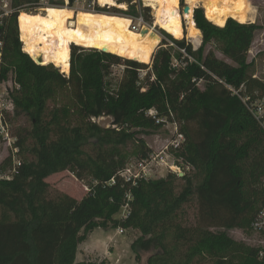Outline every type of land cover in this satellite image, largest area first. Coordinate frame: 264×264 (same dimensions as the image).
Returning a JSON list of instances; mask_svg holds the SVG:
<instances>
[{"label":"trees","instance_id":"obj_1","mask_svg":"<svg viewBox=\"0 0 264 264\" xmlns=\"http://www.w3.org/2000/svg\"><path fill=\"white\" fill-rule=\"evenodd\" d=\"M75 1L69 0L68 8ZM65 6L64 0H9L8 10H0V83L12 75L19 87L15 117L26 118L32 127L27 137L18 134L16 143L23 150L32 141L31 160L0 179V209L11 217L0 221V264H96L77 262V255L80 244L101 228L139 230L131 251L136 260L148 254V264H204L206 256L214 264H264V250L240 246L230 235L251 225L264 206V184L250 188L252 179L259 183L264 177V118L258 121L243 101L264 99V81L250 75L248 61L264 25L229 19L221 28L196 8L199 49L186 37L164 34L173 48L163 40L149 65L72 45L67 75L51 64L38 65L24 52L18 25L23 12ZM95 12L100 17L123 13L101 7ZM129 14L141 15L135 5ZM212 43L223 45L232 64L212 50L207 53ZM116 67L123 69V79L113 90L108 79ZM58 86L70 89L85 125H70L68 110L50 108ZM153 109L158 119L180 124L186 144L178 165L190 170L133 187L120 176L128 166L123 149L136 144V162L153 153L143 138L163 129L147 116ZM103 118L112 120L110 127L99 124ZM65 171L92 178L81 201L52 195L48 178ZM194 201L198 226L183 223ZM127 204L130 215L123 219Z\"/></svg>","mask_w":264,"mask_h":264},{"label":"rangeland","instance_id":"obj_2","mask_svg":"<svg viewBox=\"0 0 264 264\" xmlns=\"http://www.w3.org/2000/svg\"><path fill=\"white\" fill-rule=\"evenodd\" d=\"M123 1L122 3H120ZM125 1V2H124ZM248 2V3H247ZM8 3L9 0H0V10L7 11L8 10ZM119 4H125L126 8H119V7H109V8H116L120 12L119 14H106L102 13V15L106 17H120L123 19H127L131 21L135 18V16H131L129 14L130 6L135 5L139 13L145 17L147 16V25L150 27L149 29L153 30L159 37L162 43L165 40L167 43L170 44L169 48H173L172 41L166 37L164 34L170 35L165 29L157 26L155 24V16L154 10L149 5L151 4L150 0H118ZM66 6L64 8H68V4L65 2ZM188 5L187 0H180V14L184 16L183 8ZM64 8H46V9H64ZM75 8V7H74ZM73 8V10H74ZM196 8H203L202 4H198L193 10V19H194V11ZM46 9L41 10V14H44ZM70 9V8H69ZM204 9V8H203ZM249 9V15L252 20H249L246 24L250 23H257L259 25H264V0H246L245 6L242 10ZM73 13H75L72 9H70ZM147 10H150L151 16H148ZM78 14V13H75ZM81 14L86 15H97V12H81ZM79 14V15H81ZM252 14V15H251ZM78 18V15H76ZM76 19V18H75ZM229 20V19H228ZM227 20V21H228ZM234 20V19H233ZM75 22V20H74ZM183 27H184V37H186L187 41L190 42L195 50L199 49L202 44V34H197L194 29L186 23L185 19L183 20ZM201 32V31H200ZM194 34V37L192 34ZM172 36V35H170ZM173 37V36H172ZM174 38V37H173ZM175 39V38H174ZM21 40V37H20ZM181 40V39H177ZM22 42V41H21ZM160 43V44H161ZM24 46V45H23ZM76 46V45H75ZM82 49L90 50L92 48H88L86 46H79ZM160 47V45H159ZM158 47V49H159ZM1 49V45H0ZM138 48L128 51L126 53L121 52L120 49L112 48L109 50H113L114 52H110L112 54L118 53L123 58L137 60L143 64H152V58L155 53V50L152 57L148 62L142 60L141 57H135V51ZM175 49V48H174ZM173 49V53L175 54L176 51ZM212 50L216 57L221 60H226L227 62L231 63L222 53L223 45L219 43H212L207 47V53ZM138 51V50H137ZM1 58V54H0ZM248 61L253 64L252 70L250 75L254 78L264 81V28L257 32L255 36L254 43L251 47V50L248 54ZM1 62V61H0ZM175 63L176 60L174 61ZM54 66V65H52ZM55 67V66H54ZM122 68H114L113 74L109 77L108 81L111 84L113 90H116L123 79ZM147 71H143L141 73L142 82L146 77ZM69 75V74H67ZM144 83V82H143ZM203 88V85H200ZM9 90V95L12 100H14V96L16 92L19 90V87L15 84L12 75H9L7 81L4 82V86L2 90ZM50 108H65L70 112L68 123L73 126L85 125V122L81 121V119L77 118L75 109H74V100L71 95L70 89L63 86H58L55 88V95L49 100L48 102ZM7 118V126L9 128L10 136L12 137L11 146L7 141H0V179L10 177L17 163L30 161L31 160V145L32 141L29 140L27 144L24 146L23 150L16 147L17 143V136L18 134H22L24 137H27V132L31 130V123L26 118H16L15 111L12 115L6 116ZM107 118H103L101 121H98L102 124L104 123L106 126H111L110 122L107 121ZM168 134L165 129H161L155 132L153 135L143 137L147 146L153 150V152L159 153V151L163 148L166 144L168 139ZM124 157L128 161V165L131 163L136 162V152L138 151L137 145L130 143L126 148L123 149ZM181 160L178 159H171L170 164L174 167V170H167L163 169L160 170L158 177L166 178V176L174 171L179 172L180 167L178 164ZM184 172H188L190 170L189 167L181 169ZM180 170V171H181ZM169 172V173H168ZM48 183L51 186L52 195L56 196V194H64L77 201H81L85 196L88 195L90 191V186L93 182L90 176L84 177V179H78L76 175L69 171H65L62 173L55 174L48 178ZM252 185L250 186L251 190L254 188H260L264 184V177L260 178L259 183H256V180H251ZM8 221L11 220L10 216H3V212L0 209V221ZM184 224L190 226H198L199 224V212H198V205L194 201L192 202L186 210L184 216ZM140 231L136 229L126 230L124 233H119V229L115 228H108V229H96L93 233H91L87 240L80 244L79 253L77 257V262L81 261H92L96 264H100L103 261L106 264H148L147 260L149 258L148 254H142L140 260H136V256L131 251V244L132 242L140 236ZM231 237L243 247L248 248H259L260 250H264V236L257 233L251 228V225H247L243 229L233 230L230 232ZM262 255V254H261ZM215 259L206 256L203 259L204 264H214Z\"/></svg>","mask_w":264,"mask_h":264},{"label":"bare ground","instance_id":"obj_3","mask_svg":"<svg viewBox=\"0 0 264 264\" xmlns=\"http://www.w3.org/2000/svg\"><path fill=\"white\" fill-rule=\"evenodd\" d=\"M97 1L100 6L126 8L125 4H119L118 0ZM245 1L187 0L191 10L185 17L180 14V0H150L149 6L154 10L157 26L165 29L175 39H183L184 19H189L188 24L197 34L201 33L193 19V10L198 4H202L207 20L223 28L228 19H234L241 24L252 20L249 9L242 10ZM73 16L68 8L46 9L44 14L21 13L19 30L24 52L43 64L54 65L62 73L69 74L72 45L88 48L106 46L108 49H120L124 53L138 48L135 57H141L148 62L161 42L160 37L149 28L145 36L133 31L131 21L127 19L81 14L69 25L68 20H72Z\"/></svg>","mask_w":264,"mask_h":264},{"label":"built area","instance_id":"obj_4","mask_svg":"<svg viewBox=\"0 0 264 264\" xmlns=\"http://www.w3.org/2000/svg\"><path fill=\"white\" fill-rule=\"evenodd\" d=\"M69 5V0H64ZM42 2H46V0H42ZM75 7V8H74ZM97 7L101 8H109L106 6H100L97 0H92L91 2L85 0H76L73 7L71 8L75 13H79L81 11L85 12H95ZM133 31L140 32L143 28H150L147 25L144 17L140 15L139 17H135L132 19ZM1 45V44H0ZM4 86V82L0 83V135L4 141H7L11 146L12 137L9 133V128L7 126V118L6 116H10L15 111V103L14 100L10 98L9 90H2ZM235 94L237 92L234 91ZM244 103L247 104L248 109L251 113L257 118L258 121H261L264 118V99H256L255 101H251L250 98L243 99ZM147 116L152 117L156 120L158 125H162L163 129L168 134V139L163 148L159 151V153H152L148 159L141 160L129 164L126 169L121 173V178L123 179L125 184L132 185L133 187L138 186V184L142 181L149 180H158L160 170H174V167L171 166L170 160L177 159V155H179L186 144V136L181 131V126L177 121H168L166 119H158L157 111L150 110L147 113ZM20 163H17L19 166ZM182 169V167L178 168ZM179 172L174 171L171 173H175L178 176H184L183 171ZM169 173V172H168ZM115 180L111 181V184H115ZM128 200H131L130 196H127ZM130 215V207L127 204L124 207V212L122 215L123 219H127ZM251 228L257 233L264 236V206L257 213L256 217L251 223ZM119 233H124V230H119Z\"/></svg>","mask_w":264,"mask_h":264},{"label":"water","instance_id":"obj_5","mask_svg":"<svg viewBox=\"0 0 264 264\" xmlns=\"http://www.w3.org/2000/svg\"><path fill=\"white\" fill-rule=\"evenodd\" d=\"M190 10H191V8H190V6L189 5H186L184 8H183V13H184V15H189L190 14ZM147 14H148V16H151V13H150V10H147ZM186 21V23L188 24L189 23V19H186L185 20ZM18 25H19V19H18ZM149 32V29L148 28H143L142 29V31H141V35L142 36H145L147 33ZM161 43V42H160ZM94 51H98V52H102V53H107V54H111L110 52H109V49L106 47V46H103L102 48H98V47H95V48H92ZM32 58V57H31ZM33 59V58H32ZM38 65H40V66H44L43 65V63L40 61V60H35V59H33ZM134 61H136V62H138L137 60H134ZM108 120L107 121H109L110 122V124H112V120L110 119V118H107ZM102 120V119H101ZM101 120H99V121H101ZM104 123H107V122H103L102 124H100L101 126H103V127H105V128H108L109 126H106V125H104Z\"/></svg>","mask_w":264,"mask_h":264},{"label":"crops","instance_id":"obj_6","mask_svg":"<svg viewBox=\"0 0 264 264\" xmlns=\"http://www.w3.org/2000/svg\"><path fill=\"white\" fill-rule=\"evenodd\" d=\"M69 9V8H68ZM71 11V10H70ZM72 12V11H71ZM73 13V12H72ZM74 14V16L72 17L73 19L72 20H68V24L69 25H71L73 22H74V20L76 21V19H77V17H76V15H78L79 16V14H81V12L80 13H78V14H75V13H73ZM94 16H97V15H94ZM76 18V19H75ZM77 46V45H76ZM80 46V45H79ZM72 47V46H71ZM159 47V46H158ZM158 47L156 48V50L158 49ZM80 247V246H79ZM78 253H79V250H78ZM77 257H78V255H77ZM81 262H84V261H81Z\"/></svg>","mask_w":264,"mask_h":264}]
</instances>
